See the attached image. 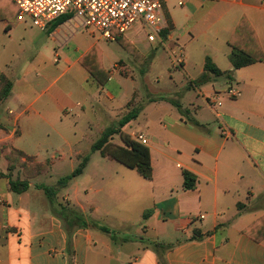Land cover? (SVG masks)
<instances>
[{
	"label": "crops",
	"instance_id": "crops-1",
	"mask_svg": "<svg viewBox=\"0 0 264 264\" xmlns=\"http://www.w3.org/2000/svg\"><path fill=\"white\" fill-rule=\"evenodd\" d=\"M164 15L168 30L162 42L155 43H161L182 75L171 71L168 89L147 99L137 95L134 104L136 78L116 68L119 61L135 62L126 49L129 57L113 65L120 80L110 91L109 69L110 78L102 87L81 64L96 43L80 54L65 52L70 39L87 31L75 32L67 21L55 26L59 19L42 30L18 21L17 13L15 24L0 19L1 30L8 34L24 25L44 39L27 69L0 70V77L13 82L10 96L0 105V264H161V259L166 264H264V61L234 70L228 44L245 17L264 52V0H167ZM138 27L127 35L134 40L126 36L128 44L140 57L152 55L153 43L146 36L139 41L137 30H143ZM181 53L178 65L174 58ZM208 57L221 71H233V78L211 75L210 81L198 83ZM103 99L109 103H100ZM133 109L138 116L122 131L133 140L137 135L148 140L152 180L91 151L100 138L94 140L93 132L101 136L112 126L111 118ZM89 111L97 118L90 126L69 118ZM114 137L112 143L124 145ZM12 151L37 165L48 163L49 172L67 159L73 172L89 155L84 173L77 177L85 182L75 190L87 198H76L71 205L110 233L69 226L55 213L38 188L44 184L36 182L45 172L19 177L17 167L12 179L27 180L30 187L22 194L12 192ZM185 170L196 177L193 190L184 188ZM75 181L58 194L73 188ZM128 208L137 213V220Z\"/></svg>",
	"mask_w": 264,
	"mask_h": 264
},
{
	"label": "rangeland",
	"instance_id": "rangeland-1",
	"mask_svg": "<svg viewBox=\"0 0 264 264\" xmlns=\"http://www.w3.org/2000/svg\"><path fill=\"white\" fill-rule=\"evenodd\" d=\"M3 7L4 12L0 13V19L4 18V20H11L10 22L15 24L16 21H12V19L16 17L17 13V9L14 3L5 0V2H3ZM23 26L24 25L17 26L11 34H8L3 29L1 30L0 27V70H7V68H12L17 72L23 71L30 65L34 64L32 60L41 51V43L44 41L42 35L39 34V31L37 29L32 30L30 27H27L26 30H24ZM136 29H139V27ZM137 34L140 36L139 41H142L143 38L145 39L144 32L140 29L137 30ZM75 36L76 37L72 38V41L70 39L68 46L65 48V52L72 54L78 50L77 54H80L91 42L96 43V46L92 50H90V54L86 56L85 60L91 66L95 67L96 65L97 67L95 68L98 69L101 74H103L101 65L104 66L103 68L105 70L106 68L110 70L111 74L113 75V81H111L108 85V89L110 91H113L116 82L120 80V73L128 77L131 76V78L133 79L136 78V95L130 104H134L136 102L137 95H141L143 96V98L145 96V99H147L151 93L154 94L157 92H161V90L168 89V86H170L169 73L171 71L175 72L177 76L182 75V70L180 68L174 70L173 59L171 58V56H169L165 48L162 47L161 43H150L153 48V54L147 55L146 57H140L136 53V50L133 49L132 45L128 44L127 37H129V39L131 40H134L135 37H133V35L124 38V40H126L124 46H121L120 41L110 42L100 38L97 35L93 39L92 36H90L87 32H80ZM180 43L181 44L179 45L183 46L182 40H180ZM125 49L134 56L135 62L127 61L126 64V62L119 61L121 59L126 60L129 57L128 52ZM48 57L51 58L50 55H48ZM154 57H156L155 60H153ZM115 61H119L116 63V68L121 70L120 73L117 70L113 69ZM157 78L161 79L160 83H157ZM3 102L4 101H2L0 105ZM100 103H109V101L103 99L100 101ZM110 105L112 106V102L110 103ZM69 118L71 120L80 121L82 123L85 122L86 126H90V124L95 123V120H97V118L94 117L90 113V111L86 112V114L81 118H78L76 116H71ZM120 118L121 115L116 120L115 118H111L110 122L112 123V126L116 125ZM105 125L109 126L111 124H108L106 122ZM99 137L100 133L98 131H94L92 134V138L94 140H97ZM10 156V158H8L10 162L9 167L11 165V171H9L10 178L13 177L14 172L17 170V167L21 168L19 171V177L21 175L31 176L32 174H35V171H39L37 169L38 165L34 163L33 159L23 157L20 153H14V151H12ZM97 156L98 158H100L99 155ZM71 162L72 160L67 159L65 164L61 166L56 165V168H54L51 172H49V164L47 163V165L43 167V172L47 173V176H40L36 180V182L38 183L56 189V201L59 198L64 199L65 197H69L70 200L68 202L60 204L61 208L59 210V214H61L62 217H69V219H71L72 212L81 213L73 205H71V201L73 202L76 198L80 201L87 198L84 191H81L79 195H77L75 191L77 187H83L85 181L82 177L79 179H74L76 181L72 185L73 188L69 187V189H65L58 194L60 188L56 183L59 179L71 174ZM127 213L129 215H132L135 220L138 219L137 213L135 211H130L128 208ZM136 230L137 227L135 226L132 228L131 233H135Z\"/></svg>",
	"mask_w": 264,
	"mask_h": 264
},
{
	"label": "trees",
	"instance_id": "trees-1",
	"mask_svg": "<svg viewBox=\"0 0 264 264\" xmlns=\"http://www.w3.org/2000/svg\"><path fill=\"white\" fill-rule=\"evenodd\" d=\"M66 20L67 18L65 17L60 18L55 24V26L62 24ZM166 33L167 30L164 31L163 35H166ZM124 38L125 37L118 38L116 41H120L121 46H124L126 43V40H124ZM228 44L232 48L229 58L233 65L234 70H238L264 61V52L262 51V48L259 44L257 35L245 17L242 18V20L240 21L232 38L228 41ZM86 56L81 60L82 66L91 74L92 78L96 81L98 85L104 87L110 78L108 71H106L101 65V68L103 70V74H101L99 70L95 68L97 67L96 65L94 67L86 62L85 60ZM211 75H213L214 77H225L231 80L233 78L232 77L233 71L231 72L221 71L213 63L211 58L208 57L205 63V73L202 75L198 83H206L210 81ZM12 87H13V82L5 75H1L0 103L2 101H5L10 96ZM175 105L180 110L182 115L186 116L185 112L181 109V106L177 103H175ZM138 113H139L138 110L133 109L127 114H125L122 118H120L116 125L107 128L102 133L100 138L93 144L91 151L92 152L100 151L103 156L109 157L110 159H113L130 169L136 170L138 174L143 178H145L146 180H152L153 169L151 165V156H150L149 148L140 144L136 140H133L130 136L124 134L122 131L126 125H128L131 121L137 118ZM188 120L194 126L197 127L200 126L198 122H196L195 120H192L190 118H188ZM116 135L120 137L122 143L124 144L123 146L115 145L111 142V140ZM16 152L18 151H14V153ZM18 153H20L23 157H26L23 153L21 152ZM89 161H90L89 155L82 157L80 164L71 174L58 180L59 188L67 187L71 181L81 176L84 173ZM10 167H9V171H11ZM43 167L44 166L38 165V168L37 167L36 168L39 171H35V174L43 173L44 170ZM183 175H184V188L186 190H193L196 187V177L187 170L183 172ZM9 184L11 191L16 194L25 193L26 191H28L30 187V184L27 180L21 181L20 179L13 180L11 178L9 180ZM38 188L44 190V192L46 193L50 201L52 210L55 213H60L59 210L61 208V205L56 202V193H55L56 189L52 187H48L46 185L38 186ZM65 219L67 220L69 226H73V224H75L77 227H83V228L92 226L94 228L99 229L102 232L110 233L109 228H107L106 226L100 225L92 220L87 221L82 213L72 212L71 219H69V217ZM156 247H160V246L156 244ZM161 264H166V262L161 259Z\"/></svg>",
	"mask_w": 264,
	"mask_h": 264
},
{
	"label": "built area",
	"instance_id": "built-area-1",
	"mask_svg": "<svg viewBox=\"0 0 264 264\" xmlns=\"http://www.w3.org/2000/svg\"><path fill=\"white\" fill-rule=\"evenodd\" d=\"M18 11L20 22H29L46 29L54 21L65 17L74 31H87L94 36L113 42L126 37L139 26L149 43L162 42L168 30L164 15L167 0H11ZM182 5V3H180ZM182 53L174 58L182 63ZM146 146L143 135L135 139Z\"/></svg>",
	"mask_w": 264,
	"mask_h": 264
}]
</instances>
